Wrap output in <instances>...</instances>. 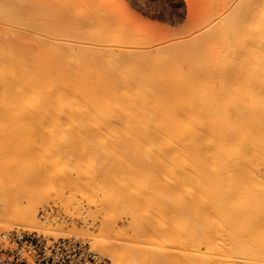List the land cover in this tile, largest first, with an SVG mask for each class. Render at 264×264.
Masks as SVG:
<instances>
[{
    "label": "bare ground",
    "instance_id": "bare-ground-1",
    "mask_svg": "<svg viewBox=\"0 0 264 264\" xmlns=\"http://www.w3.org/2000/svg\"><path fill=\"white\" fill-rule=\"evenodd\" d=\"M22 1L0 0V118L11 119L0 126L8 130V124L11 129L15 123L17 128L16 135L8 131L14 135L8 136L11 140L0 138V145L4 147L6 141L7 148L8 142H16L19 129L22 133L27 127L31 131L50 126L55 130L50 129L51 135L57 134L56 141H51L56 142L58 153L48 151L50 156L35 160L36 170L38 166L42 169L38 173L27 172L30 165L18 162L23 171L16 183L27 185L28 180L41 175L53 153L57 157L52 161L56 159L60 176L67 182L61 189L68 186L81 198L92 190L105 193L107 207L130 216L127 225L133 237L156 226L169 234L170 209L156 195L167 191L175 177L188 181L250 177L255 181L252 203L264 212V0H185L188 11L175 31L177 39L161 40L153 49L128 45L136 37L137 27L133 15L115 0H40V12L43 3L56 6L58 15L30 19V24L23 21ZM31 1L26 0L29 8L24 1V8L34 17L38 5L31 10ZM135 1L138 6L147 2ZM79 6L83 11H76ZM198 82L205 83L208 94L187 96L185 87ZM24 118L27 123L20 122ZM196 118H202L203 123L196 124ZM180 127L183 133L176 139L174 132ZM18 145L21 148V143ZM21 149L22 153L29 150ZM23 156L20 161L29 162ZM248 157L255 163L252 167L246 164ZM4 161L0 164V230H7L2 224L8 222L16 228L21 224L86 234L93 247L109 255L113 264H136L145 256L154 263L169 256L166 251L148 252L137 246L122 251L119 238L90 233L93 226L98 231L110 226L96 224L91 211L92 219L87 218L92 224L79 227L61 216L54 219L51 215V219L47 213L39 220V212L47 209L43 207H47L48 194L27 191L31 194L5 196L4 190L12 189L11 179L16 175ZM67 196L61 203L65 209L70 207L65 205ZM20 202L30 208L3 216L10 204ZM149 209L154 221L162 218L152 228L151 220L140 215ZM192 229L201 231L197 219L192 220ZM185 257L187 264L209 261L194 243L187 244ZM244 259L247 263L251 258L244 254Z\"/></svg>",
    "mask_w": 264,
    "mask_h": 264
},
{
    "label": "rangeland",
    "instance_id": "rangeland-1",
    "mask_svg": "<svg viewBox=\"0 0 264 264\" xmlns=\"http://www.w3.org/2000/svg\"><path fill=\"white\" fill-rule=\"evenodd\" d=\"M24 1L26 2V0H23L20 3V5L23 6L22 18L24 17L23 21L26 22V24L33 23V20L30 21V19H34L36 21L37 17L45 16L47 14H48L46 16L47 19L49 18L51 19L52 17L54 18L58 15V10L55 9L56 6L55 7L51 6L54 10L53 12L52 10H50L51 9L50 6L47 7L45 4H43L47 2L41 0L43 2L42 9L47 12H43V10L40 12V10L38 9L41 8L40 7L41 3L37 4L38 1L40 0H32L31 1L32 6L30 5L31 10L36 8L37 5L38 6L35 9L36 11L33 12L34 17H31L30 15H32L31 14L32 12H30L29 15L28 9L27 10L25 9V8H29L26 5L28 4V2L25 3ZM115 1H117L118 3L124 6V10L127 14L133 15L134 24L137 27V33H136V37L133 38L131 42L128 44L132 49L139 48L142 46L149 49H153L155 48L156 44L161 40L177 39L178 35L175 34V31L183 25L188 11L185 0H147V2L144 5H140V6L134 3L135 0H115ZM24 3H25V8H24ZM29 4H31L30 1ZM80 7L81 6H79V8H77L76 11L78 12L83 11V7L81 8ZM48 12H50L51 14H49ZM61 28L65 29V26H61ZM167 30H170V33ZM166 31L168 32V34H165ZM177 88L184 89L181 86ZM185 89L188 90L187 93L185 92L187 96H189V94H197L201 97H204L208 94L204 82L191 84L185 87ZM10 120L11 119L4 117V119L0 121V124H2V126L3 124L6 125V123L10 122ZM40 120L42 121L43 119H36L35 121L40 122ZM4 121L6 123H4ZM23 121L27 123L28 118L27 119L24 118V120L20 122ZM20 122H18V124L22 125L23 123ZM195 123L201 125L203 123V119L196 118ZM13 124L15 125V123ZM18 124H16V127L18 126L20 128ZM5 125L4 127H7ZM14 125L12 126L15 128ZM13 127H11L10 129L8 124V130L7 128L5 130L0 126V129L2 128L1 129L2 133L0 132V136H1L0 138L6 141H8V139L11 140L13 137L12 138L9 137L16 135V129H17V128L14 129ZM26 127L27 126L25 124V128ZM44 127L32 129L33 131L32 130L30 131L29 128L27 127L29 133H33L29 135L26 134L28 132L26 130L27 128L25 129L27 131L26 133H23L25 130L24 131L22 130L21 131L22 133H20V129L18 128L19 137L17 138V141L14 138L16 142H14L13 140L11 141V143L8 142L9 143L8 146L10 148H8V146L7 148H4L5 145H7L6 141L4 147L0 145V152L1 153L3 152L2 154H4V152L6 151V154H4L3 157L2 154H0V160L5 159V161L3 160L4 163L11 166V168L13 169L12 175H14V173L16 175V177L14 176V178L12 177L11 179L13 180L12 184H14L12 186V189L8 191L4 190L3 194H5V196L8 197L15 194L19 196L30 195L31 193L27 194V191H35L34 193H38L40 195L41 193H45L43 195L48 194L49 198H48V203L46 204L47 207H43V209L44 208L47 209L41 213L39 212L38 214V217H40L39 220L42 221L41 218L45 219V215L47 213V215L51 219L53 217L54 219H57L61 216L64 218L66 223H70V224L73 223L75 224V226L78 227L83 226L85 223H87L88 225L90 222L93 221L96 224H99L101 222H106L110 224L108 230L106 229V230L98 231L93 226L90 233L95 232V234L115 237L117 240L119 238L122 245L121 248L122 251L123 250L128 251L129 247L137 246L144 249H148V252L150 251V252L160 253V251L161 252L166 251L165 253L168 252L167 254H169V256H167L165 260H160L154 263L153 261L151 262V260H149L147 256H145L142 257L141 260L138 261L136 264H187L185 253L188 243H194L199 247L200 253L206 259L209 260L207 264H264V212L257 209L255 205H253L252 203L251 196L253 192V186L255 183V181L252 178L250 177L247 178L238 177L234 179L207 178L202 181H196V180L188 181L185 179L175 177L170 182V187L167 191L158 192V194L156 195V197L164 204H166L170 209L168 222L171 228L169 230L170 232L167 231L169 234H166L165 232H162L164 234L161 233V229L157 228L156 225H159L160 220L162 218L161 219L157 218V220L155 219L154 221L153 212L151 211V209H149L146 212L150 211L151 213L150 212L146 213L145 211H141L142 213L144 212L143 213L144 215L141 214V212L140 215L142 219L146 218L151 220L149 226H151L152 228V226L155 225L156 226L155 229L154 228L147 229L148 231H146V233L145 231H141L142 233L139 234V236L133 237V233H132L133 231L131 228H128L129 225H127L130 220V216H128L126 213L120 211L118 212V210L113 208L111 205L107 207L106 206L107 204L106 205L104 204V201H108L106 200L107 197L105 196V193L102 192L101 194L100 192H95V190H92L86 194L85 198H81L78 191L71 190L73 192L72 193L68 188V186L67 187L64 186V189H61V187H63V185H66L67 182L65 178L60 176L61 168L55 162L56 159L52 161V159L54 158L53 156H55V154L53 153H56L57 151L55 150L57 148H54V145H56L54 143L56 142H53L56 141L57 134L55 133L56 134L55 137L54 135L52 136L51 133L54 134V132L50 131V129L51 130L53 129L50 128V126L49 127L47 126L48 128L45 127L46 129L44 130ZM22 129H24V127ZM3 130L7 131L5 132L7 133L6 137L5 136L3 137L1 135L4 134ZM12 130L14 131V135H11L13 133H9L8 135V131L13 132ZM39 132H42L40 133V136H39ZM44 132L46 135L44 134L45 136L43 138ZM182 133H183V129L181 127L176 128L174 132L175 138L176 139L179 138ZM22 134H24L25 137L22 136ZM51 136L53 138H51ZM46 137L48 138L47 143L45 139ZM39 138H41V140H39ZM19 139L21 143V148L22 147L29 148L30 152L34 151L33 153H35L36 150L39 151V154H37L38 152H36L35 154H33L32 152L30 153L28 149L26 150V152H23L24 153L23 159L24 160L28 159L30 163L29 162L26 163L23 160L20 161L19 157H21L23 153L20 152L19 150L21 148L19 147L18 149L17 147L20 146L18 145L20 144ZM51 139H53V141H51ZM24 142H25V146H24ZM41 142L45 145H43ZM0 143L2 142L0 141ZM38 143H41L40 144L41 148H39ZM50 143L51 145H49ZM3 148L4 150L5 149L6 150L4 151ZM13 148H16L18 150ZM54 150L55 152L52 153L53 156L51 157L50 162L46 161V159L48 158H45L46 161L45 163L49 166L47 169L46 167H43L45 166V164L43 163L44 161L42 162V164L44 165H42L41 167L45 168L47 172L44 169L43 171L44 174L42 173L39 176L31 178L30 180H28L29 183H27V185L26 183L24 185H22L20 182L16 183L15 180L18 174L22 173L21 171H23L19 166L21 163L18 164V162H22V164L23 163L26 164L27 167H28L27 164L30 165L29 166L30 169L27 168V172L38 173V171H40L41 168L38 166L37 168H39V170H36L37 165L35 166L34 161L36 160V163L37 160L38 162H40V159L43 158V155H46L48 157L51 155V153L49 152V154H47V152L48 151L52 152ZM40 152H42L43 154ZM37 155L39 157H37ZM182 157L183 155H180V158ZM14 160H17V163ZM3 161L2 164L0 162L1 165H3ZM246 164L248 167H252L255 163L250 159V157H248L246 159ZM38 165H40V163H38ZM15 166L17 168H15ZM262 167L264 168V165H262ZM1 180L2 179L0 178V182ZM59 182H60V186L58 184ZM15 184H17L16 187H14ZM53 191H55V193H53ZM57 193L59 194L58 196ZM69 193L75 195L71 196V194ZM66 194L69 195L67 196ZM65 196L68 197V200H66L65 205L71 207V205L73 204L71 208L67 207L65 209L63 205H61V203L64 204L63 200L65 201V199L63 198H66ZM191 201L193 202V205L192 203L190 204ZM22 202H20L19 205L10 204V206L7 207L8 209L6 208L5 211H3V213H5V215L3 216H8L18 211L19 212L26 211V209L28 210V208H30L29 205L26 206L27 203L24 202L26 203L24 204ZM148 202L149 203L147 205H151L150 201ZM43 209L42 207H40L39 210H43ZM90 211L94 214L93 221L91 220L92 216L90 217L88 213ZM51 215L53 217H51ZM87 216H89L88 218L91 219H88ZM193 219H197L199 221V224L201 226V231L197 232L192 229ZM2 225L7 226L8 229L5 231L0 230V233L16 231L27 234L34 233L43 236L47 239L71 237L81 240L82 242H86L87 244H89V247L92 251L96 252L100 257L108 258L113 264V259L109 255H107L105 252L98 251L97 249H95V247H93V244L91 243L92 242L91 239L88 238V235L86 234L73 235L72 233L71 234L70 233L68 234V232L66 233V231L65 232L64 231L55 232L52 230L46 231L45 229H37L30 225L24 226L21 224L20 226L17 225L16 228L15 226H13L14 224L8 222L3 223ZM123 227H126V230L123 229ZM66 229H68V227H66ZM156 229L158 230L160 229V231H157ZM122 232L125 233L123 236H122ZM129 250L131 249L129 248ZM244 254H247L251 258L248 261L246 260L247 263H245Z\"/></svg>",
    "mask_w": 264,
    "mask_h": 264
},
{
    "label": "built area",
    "instance_id": "built-area-1",
    "mask_svg": "<svg viewBox=\"0 0 264 264\" xmlns=\"http://www.w3.org/2000/svg\"><path fill=\"white\" fill-rule=\"evenodd\" d=\"M0 264H112L75 238L47 239L34 233H0Z\"/></svg>",
    "mask_w": 264,
    "mask_h": 264
}]
</instances>
